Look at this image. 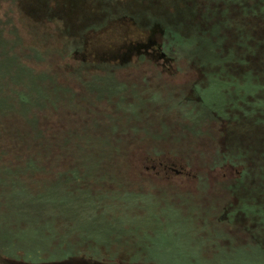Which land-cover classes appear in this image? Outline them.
Returning a JSON list of instances; mask_svg holds the SVG:
<instances>
[{
  "label": "rangeland",
  "instance_id": "1",
  "mask_svg": "<svg viewBox=\"0 0 264 264\" xmlns=\"http://www.w3.org/2000/svg\"><path fill=\"white\" fill-rule=\"evenodd\" d=\"M263 20L261 0H0V124L28 135V92L29 125L75 140L61 173H0V264H264ZM153 31L168 69L111 64Z\"/></svg>",
  "mask_w": 264,
  "mask_h": 264
},
{
  "label": "trees",
  "instance_id": "2",
  "mask_svg": "<svg viewBox=\"0 0 264 264\" xmlns=\"http://www.w3.org/2000/svg\"><path fill=\"white\" fill-rule=\"evenodd\" d=\"M261 2L264 3V0H261ZM20 98V103H22L23 106L22 114L28 115L32 110V105L35 104L36 101L32 99V96L29 95L28 92L23 93ZM40 107L39 109L44 108ZM31 122L30 127L32 130L28 131V135L34 133L35 136L32 138L28 137L25 133V136L20 138L14 133L4 131L5 129L0 130V135L2 134V131H4L5 133L9 132L15 136V138L7 140L0 139V173L24 172L30 174H50L56 170L61 173L63 162L60 164L58 160L63 155L62 153L59 154L55 152L58 150V146L54 144V141H50L48 138H42L47 131L46 127L40 125L39 123H35L33 125ZM63 148L60 147L62 152ZM44 151L46 152L44 153ZM20 166H23L24 170L16 171V169ZM40 198L41 197H38L36 202H38Z\"/></svg>",
  "mask_w": 264,
  "mask_h": 264
},
{
  "label": "flooded vegetation",
  "instance_id": "3",
  "mask_svg": "<svg viewBox=\"0 0 264 264\" xmlns=\"http://www.w3.org/2000/svg\"><path fill=\"white\" fill-rule=\"evenodd\" d=\"M182 20H183V17H182ZM182 20H179V21H182ZM184 20H187L186 18H184ZM172 23H175L176 21H178L177 19L173 18L172 20ZM165 33V31H163ZM170 35H172V32H169ZM151 37V38H150ZM174 37V36H172ZM157 35H156V31H153V34H151V36H148L147 38H144L138 42H136L135 44L132 43L130 48H129V54L128 56H125V57H120L119 59V62L116 60V63H111V62H108V63H111V64H115L114 66H118V65H124V64H128V62L132 59V57L130 55L132 54H136L137 56L139 57H144V58H147L148 60H151L153 62H155L156 64H160L161 67L163 68H166L168 69L169 66L172 65L173 61H174V58L173 57H170L167 53V50L165 48V43H162L160 41H157ZM116 58H113L111 61H115ZM99 75H102L104 77H107L108 79H103V80H106L107 82V86L109 87V89L111 90L114 85L118 84L116 82H114L115 80L113 79L114 76L118 75V74H114V73H104V74H99ZM157 75V74H155ZM86 80V79H84ZM122 81H125V79H120ZM149 80H157L156 78H147V81ZM198 81V80H197ZM123 82H121L122 84ZM198 84V83H197ZM193 92L194 95H192V97H183V101L185 103H192V102H197V103H203L204 102V97H202L201 93H196L195 91L191 90ZM208 120L212 118V115H215V116H218L219 120L218 121H221L222 119V116L221 114L218 115V113L216 112V110L214 109H211L209 108L208 109ZM50 140V139H48ZM69 138L68 139H64V138H60V140H58L56 137L54 140H50V141H67L68 142ZM69 141H74L75 140H69ZM78 141V140H76ZM156 156H153V155H150L148 156L147 159H155ZM217 161H220L219 158L217 159ZM224 162V161H228V157H223V159L221 160V162ZM154 171H155V168L156 167H153ZM147 170H150L149 168ZM165 174H169L171 171H176V173L180 174L182 173V171L180 170H175L173 167L171 166H165V168L162 170Z\"/></svg>",
  "mask_w": 264,
  "mask_h": 264
},
{
  "label": "water",
  "instance_id": "4",
  "mask_svg": "<svg viewBox=\"0 0 264 264\" xmlns=\"http://www.w3.org/2000/svg\"><path fill=\"white\" fill-rule=\"evenodd\" d=\"M37 111H36V109H34V112H33V110H31L30 111V113L28 114V115H23V120H24V126H23V128H25L26 127V129H30V130H32V128L30 127V125H29V121H28V118H30V116L31 115H33L34 113H36ZM22 128V129H23ZM2 129H7V130H9V131H11V132H13L17 137H23V136H25V134H24V132H19V130L18 129H20V128H10V126H4V125H1L0 124V130H2ZM21 130V129H20ZM35 135H34V133H31L30 135H28V137H34ZM32 144H36V143H32ZM55 145H57L58 146V150H56L55 152H58L59 151V154H65L66 153V151L68 150V147L71 145L70 143H68V142H58V143H54ZM74 144H72V146H73ZM60 147H64L63 148V152L61 151V149H60ZM78 147V146H77ZM66 148H67V150H66ZM46 151H44V153H45ZM77 152H79L78 150H77ZM37 158V157H36ZM81 162H83V161H81ZM81 162H78V165H79V167L80 168H84V166H83V164L81 163ZM84 163V162H83ZM1 166V165H0ZM1 168H3V167H1ZM24 170V167L23 166H20V167H18L17 169H16V171H23Z\"/></svg>",
  "mask_w": 264,
  "mask_h": 264
}]
</instances>
